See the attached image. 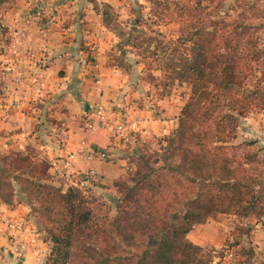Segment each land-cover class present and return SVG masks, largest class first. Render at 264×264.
Returning <instances> with one entry per match:
<instances>
[{
  "label": "trees",
  "instance_id": "16d2710c",
  "mask_svg": "<svg viewBox=\"0 0 264 264\" xmlns=\"http://www.w3.org/2000/svg\"><path fill=\"white\" fill-rule=\"evenodd\" d=\"M210 1L213 9L226 2ZM263 5L235 0L237 13L228 20L206 12L210 6L185 3L182 14L153 21L180 23L169 41L149 24L154 36L147 34L145 52L158 40L169 59L164 87L177 82L190 95L177 127L157 138L156 158L139 149L126 156L115 182V216L91 189L54 184L51 162L36 150L0 152V200L14 207L23 195L55 223L44 230L55 245L51 264H213L210 252L188 237L196 224L217 213L264 220V147L236 142L241 118L264 110ZM103 8L107 23L118 20L109 5ZM133 12L139 25L143 15ZM112 28L123 45L139 44ZM138 140L132 133L127 143Z\"/></svg>",
  "mask_w": 264,
  "mask_h": 264
},
{
  "label": "crops",
  "instance_id": "0c3cea01",
  "mask_svg": "<svg viewBox=\"0 0 264 264\" xmlns=\"http://www.w3.org/2000/svg\"><path fill=\"white\" fill-rule=\"evenodd\" d=\"M137 2L144 0L0 4L1 153L34 149L51 162L50 173L64 190L84 179V188L97 196L117 195L115 182L128 166L124 140L106 126L98 106H105L106 116L122 118L131 134L141 131L143 142L157 144V138L177 127L185 103L176 89L164 87L163 71L147 60L125 58L123 65L125 46L105 21L103 4L123 21L133 16ZM174 25L164 29L176 31ZM74 152L78 155L70 170L65 162ZM91 152L108 157H84ZM90 169L95 175L88 180ZM6 219L34 221L27 203L13 207L0 201V264H47L48 246L38 227L36 232L11 231ZM25 239H32L30 247L16 252ZM200 239L217 246L214 236Z\"/></svg>",
  "mask_w": 264,
  "mask_h": 264
},
{
  "label": "rangeland",
  "instance_id": "374dc122",
  "mask_svg": "<svg viewBox=\"0 0 264 264\" xmlns=\"http://www.w3.org/2000/svg\"><path fill=\"white\" fill-rule=\"evenodd\" d=\"M225 1L226 2L224 6L221 7L218 5V7L215 9H213L214 5L210 0H146V2L144 0L143 3L137 2L133 7V10L135 13L140 11L143 15V20L142 22L138 21L139 25L137 24L136 26L140 31H134L132 38L138 41L139 44L137 46L132 45V43L130 45H123L124 39L120 40V44H122L123 47L125 46L123 48V50H125L123 65L125 63L127 64L125 58L128 60H147L151 66L158 67L163 71V66H165V62L169 61V59L167 60L166 57L164 58L162 53V44H160L158 40L154 41L153 43L155 47L150 50L149 53H146L145 39L148 37V35L154 36V32L150 28L151 26H153V29L156 31L160 30L163 32L167 36L168 41L171 39H176L179 34L180 23L176 20L174 21V28H176V31H173L172 29L165 30L164 27L166 25L164 23L157 25L156 23H153V21H161L162 19L168 20L170 18L176 17L178 14H182V12H184L182 7L185 3L191 4L195 7L198 3H201L202 6H210L206 12H210V10L213 9L215 16L231 20L237 13L232 7L235 0ZM262 2L264 4V0H262ZM261 14H264V12ZM135 18L136 16L133 12V16H131V18L123 21L119 20L118 18L117 21L111 20V23L115 25L120 35L123 34L126 36L129 31V25L136 24ZM149 24H151V26H149ZM155 51H157V53L160 55H154L153 52ZM164 75L165 73L163 71V76ZM166 89L168 91H173L176 89L178 92L176 95L180 97L182 96L185 103L190 95L184 94L190 93L188 87H186V85L181 86L177 84V82H171L169 85H167ZM248 140L257 141V145L259 147H264V110L250 113L245 118H241L236 142L241 143ZM121 145L124 147L125 156H130L132 151L138 149L141 151L143 150L144 152L147 151V153L151 154V156L154 158L158 156L157 144H147L143 142L141 136H139V140L137 142L131 145V148L127 143V140L122 142ZM257 145L252 148H255ZM53 182L59 186V184H57L58 182ZM88 191L91 193L90 190ZM98 197L106 201L107 205H104V209L109 211L110 216H115V197H113L112 194H107V198L103 197L102 195ZM19 198L24 200L22 203H27L30 206L31 215L34 220L33 222L38 227L37 229L41 232L40 234H42L44 241L48 246V251L46 253L47 264H51V262L48 260V256L49 253L52 252L51 250L55 245L53 241H51V235L48 232H44V230L53 227L55 223L48 216L42 214L38 210L35 211L36 209L34 210L32 208L23 195H21ZM40 206L41 203L34 205L35 208H39ZM202 236H214V243L217 246L213 245V243L209 241L206 242L200 239ZM188 237L194 243L202 246L205 251L210 252V254L213 256V264H264V220H259L254 216L239 217L236 214L217 213L210 217L206 223L196 224L189 233ZM198 240L204 243H198ZM245 252H250V255L246 254Z\"/></svg>",
  "mask_w": 264,
  "mask_h": 264
},
{
  "label": "built area",
  "instance_id": "2783aa9c",
  "mask_svg": "<svg viewBox=\"0 0 264 264\" xmlns=\"http://www.w3.org/2000/svg\"><path fill=\"white\" fill-rule=\"evenodd\" d=\"M97 114L100 116L101 119H104V123L106 124V126H108L109 128H111L114 132V136L118 137L119 140H128L129 136L131 135V132L128 129L127 124L125 123V121L122 118H115L113 119L112 117L106 116V108L103 105L98 106L97 108ZM113 116V115H112ZM140 134L142 133L141 131L139 132ZM87 141H83L82 142V148L84 149V146L86 145ZM77 153H71L68 156L67 161L65 162V165H67L68 168H70L69 166L72 165V162L76 159L77 157ZM84 157H86L87 159H94V158H107V154L106 153H98L96 154L95 152H91L90 154H84ZM56 167L57 164L55 163ZM71 170V168H70ZM95 175V170L90 169L88 171V180L93 179ZM72 177V172L70 171L68 173V177ZM86 180H82L81 182L79 181L77 184H71L70 186L67 187V189L71 186H76V187H80V188H84L85 184H86ZM66 189V190H67ZM5 222L7 223V227L9 230L11 231H17V230H26L29 229L30 232L32 230H34L35 232L36 230V224L34 222L31 221H26V220H21V221H12V220H5ZM31 236V235H30ZM32 242V239H25L24 241H22L19 244V247L17 248L16 252L20 253L22 250L27 249L28 247H30ZM39 251V250H38Z\"/></svg>",
  "mask_w": 264,
  "mask_h": 264
},
{
  "label": "water",
  "instance_id": "95a60500",
  "mask_svg": "<svg viewBox=\"0 0 264 264\" xmlns=\"http://www.w3.org/2000/svg\"><path fill=\"white\" fill-rule=\"evenodd\" d=\"M137 29V26L136 25H132L131 28H130V31L129 33L125 36V39L126 40H129L133 34V32Z\"/></svg>",
  "mask_w": 264,
  "mask_h": 264
}]
</instances>
